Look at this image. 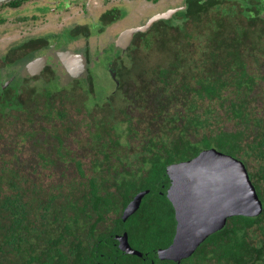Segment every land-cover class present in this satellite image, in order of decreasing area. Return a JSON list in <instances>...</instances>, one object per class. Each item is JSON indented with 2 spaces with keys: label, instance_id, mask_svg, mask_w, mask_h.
<instances>
[{
  "label": "trees",
  "instance_id": "16d2710c",
  "mask_svg": "<svg viewBox=\"0 0 264 264\" xmlns=\"http://www.w3.org/2000/svg\"><path fill=\"white\" fill-rule=\"evenodd\" d=\"M185 4L177 25L157 22L137 40L145 55L118 68L102 101H91V79L87 89L55 74L44 81L54 90L6 97L0 264H103L116 254L107 224L147 190L131 231L160 242L175 224L166 167L210 148L244 164L262 211L229 218L184 263L264 264V12L256 0Z\"/></svg>",
  "mask_w": 264,
  "mask_h": 264
},
{
  "label": "flooded vegetation",
  "instance_id": "af4514ba",
  "mask_svg": "<svg viewBox=\"0 0 264 264\" xmlns=\"http://www.w3.org/2000/svg\"><path fill=\"white\" fill-rule=\"evenodd\" d=\"M33 1L37 2L39 0H17L0 5V107L3 106L8 95L14 94L16 97H19L23 94L24 88L32 87L36 82L50 79V74H54L57 70L62 72V76L65 75L68 78H85L90 76L89 65L93 61L95 55H92L91 52L90 54L92 56L88 55L90 50L88 49L87 41L77 49H69L66 46L71 41L80 42L81 39L89 38L93 32L91 25L94 27L99 26L98 30L94 29L96 32L101 33L105 31L107 27L112 26L113 23L120 18L121 9L119 8L122 6L126 7L130 2H134V0H82L84 3L82 6L79 5V11L69 12L70 9L64 6V3L69 0H61L63 2L58 0L55 6H50L49 4L47 7L43 6L36 8V10H38L37 14H24L23 4ZM98 1L101 3V7H97ZM143 1L149 3L151 0ZM156 2L158 1L156 0ZM256 2L258 1L256 0ZM184 5H186L185 1L182 7H184ZM181 11L182 9L179 10V12ZM78 12L81 13V16L84 17L83 20L87 21V23L80 24L74 22L72 25L68 24L69 26L71 25V31L75 34V37L69 39L68 44H60L56 34L47 32L44 35L31 36L27 32L32 31V28H27L25 33L23 31L24 27L28 25L29 22L39 19L43 20L46 14H53L51 17H57L55 25L59 26L65 22L66 16L69 17V15ZM148 20L138 27H143ZM160 21L162 20L160 19L153 22L150 27L143 32L132 33L130 40L125 38L123 45H119L116 48H114V44L111 46L115 51L110 54V59L107 62H109L108 64L112 67V69H109L115 72L116 80H118V64L123 62L122 59H120V55H126L127 60H131L130 62H132L133 54H125L128 53L127 50L131 48L136 40L143 39L144 34L150 30L153 24ZM50 39H53V41ZM117 49H119V53L116 51ZM67 51L74 55H80L81 58L75 60L73 65L66 66L62 59L63 54ZM31 64L34 65L29 67ZM81 64H83V70H81ZM159 194L162 195L160 192ZM130 202H128V204ZM139 208L125 221L122 220L123 209L119 215V220H121L122 223L118 222L116 225L111 223L109 226L111 227V231L114 230L117 232L108 235L111 237L112 243L107 247H109V251H114L116 254L114 256H102L101 260L103 264H116L112 261L113 259H119L122 264H188L184 262L192 258L196 250L190 257L182 259L178 263L160 257L161 251L167 249L173 242L176 233L175 216L174 226H170L167 230L169 232L166 231L162 234V237L163 235H168L165 239L158 242L159 239L155 238V243L151 244L148 243V241L145 243L138 238L140 236L139 234L134 235V232L131 231L133 221L131 219L135 217ZM136 225L140 227L139 223ZM155 233H157V231H155ZM123 237H126L129 247L133 252H138V255L129 253L126 248L124 249L122 242ZM149 238L148 236L146 240Z\"/></svg>",
  "mask_w": 264,
  "mask_h": 264
},
{
  "label": "water",
  "instance_id": "95a60500",
  "mask_svg": "<svg viewBox=\"0 0 264 264\" xmlns=\"http://www.w3.org/2000/svg\"><path fill=\"white\" fill-rule=\"evenodd\" d=\"M13 1L17 0H0V5ZM175 11L153 16L143 27L130 30L124 37L130 40L132 33L147 30L153 22L168 19ZM78 58L81 56L67 51L62 61L66 66L73 65ZM109 73L117 87L115 72L110 69ZM165 174L169 183L165 195L176 220L173 242L160 253L166 260L178 263L190 257L209 236L220 231L229 218L256 217L262 211V203L244 164L214 148L201 151L191 160L168 165ZM148 193V190L141 191L134 196L123 211V221L137 211ZM122 242L127 252L139 254L129 247L126 237Z\"/></svg>",
  "mask_w": 264,
  "mask_h": 264
},
{
  "label": "rangeland",
  "instance_id": "374dc122",
  "mask_svg": "<svg viewBox=\"0 0 264 264\" xmlns=\"http://www.w3.org/2000/svg\"><path fill=\"white\" fill-rule=\"evenodd\" d=\"M61 1V0H60ZM100 1V0H99ZM98 1L97 7H101V3ZM118 1V0H115ZM151 0L149 3H145L143 0H134V2H130L126 7H120V13L121 16L119 19L116 20L115 23H113L112 26L107 27V29L103 32H96L95 30H98L99 26H92L91 29L93 30L92 35L89 38L81 39L80 42L77 41H71L69 44V39L72 37H75V34L71 31V25L72 23H80L85 24L87 21L83 20L84 17L81 16V13H75L69 15V17H65V22L61 25H55V22L57 21V17L53 16V14H46L44 15L43 20H33L32 22H29L28 25L24 27V33L26 32L27 28H32L33 30L30 32H27L31 36H38V35H44L47 32L50 34H56L57 39L60 44H68L66 47L69 49H77L79 46L81 47L86 41L89 51V56L95 55L93 59V63L89 65L90 69V76L83 77L82 79H79L80 84L83 86V88H87V83L89 82L88 79H91L92 84V93L90 99L91 101L95 100L97 102L102 101L104 98H107L109 95H111L115 89V83L112 81L109 68L112 69V67L107 62L110 58V54L115 51L114 48L117 46L123 45V41L126 37L124 35L127 34L130 30H134L139 28V25L144 24L149 18H152L155 15L158 14H164L166 12H171L173 10H176L175 13H173L168 19H161L164 23L168 25H177L180 21V14L184 7V1L185 0ZM260 7H262L264 12V0H258ZM58 0H39L37 2H26L23 4L24 7V14H32V13H38V10L36 8L38 7H47L49 4L50 6H55L57 4ZM63 2V1H61ZM84 1L82 0H69L68 2L64 3L65 7H68L70 9L69 12L73 11H79L80 6ZM80 5V6H79ZM182 9L181 12L179 10ZM55 11V10H54ZM53 13V12H50ZM264 16V13H263ZM51 18V19H50ZM88 19V18H87ZM68 24H71L70 26ZM95 29V30H94ZM53 41V39H50ZM114 44V48L111 46ZM141 43L139 41H135L134 44L131 46L130 49L127 50L128 53L125 54H133V57L135 55H142L143 57L145 54L142 52H138L136 54V51H139ZM119 53V49H117ZM92 53V55L90 54ZM139 55V56H140ZM120 59H122V63H119L118 68L125 66L129 67L131 65V60H127L126 55H120ZM152 60V59H151ZM158 60V59H155ZM154 61V60H153ZM111 64V63H110ZM109 69V70H108ZM60 78H64L67 82L68 77L65 75L62 76V72L60 70H57V72L54 73ZM70 80V79H69ZM48 87L51 90H54L55 88L59 87L56 85L54 81L44 84V81L36 82L34 83V87H39V89L43 86ZM87 85L86 87H84ZM88 89V88H87ZM88 91V90H87ZM90 91V90H89ZM93 115H97L95 111H93ZM121 129V130H120ZM119 131L116 132V135L118 134L121 138V141L123 142L126 139V133H125V125H123ZM121 131H124L121 133ZM85 134V133H84ZM86 136V135H84ZM151 198V197H150ZM158 198H155V201H157ZM133 220V219H131ZM111 224H107V227H109ZM133 225V223H132ZM151 242V241H150ZM152 244V242H151Z\"/></svg>",
  "mask_w": 264,
  "mask_h": 264
}]
</instances>
